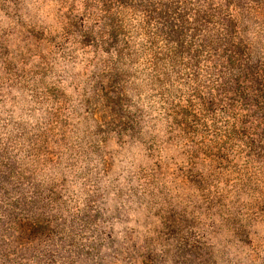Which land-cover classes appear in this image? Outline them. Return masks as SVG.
<instances>
[{
  "label": "rangeland",
  "instance_id": "obj_1",
  "mask_svg": "<svg viewBox=\"0 0 264 264\" xmlns=\"http://www.w3.org/2000/svg\"><path fill=\"white\" fill-rule=\"evenodd\" d=\"M110 2L0 0V264H264V98L191 114Z\"/></svg>",
  "mask_w": 264,
  "mask_h": 264
},
{
  "label": "trees",
  "instance_id": "obj_2",
  "mask_svg": "<svg viewBox=\"0 0 264 264\" xmlns=\"http://www.w3.org/2000/svg\"><path fill=\"white\" fill-rule=\"evenodd\" d=\"M110 1L102 0L105 14ZM115 1L120 10L139 11L165 43L168 69L184 77L191 95L186 105L191 114L207 111L201 95L228 97L236 111L233 130L248 129L242 119L246 106L264 98V0Z\"/></svg>",
  "mask_w": 264,
  "mask_h": 264
}]
</instances>
